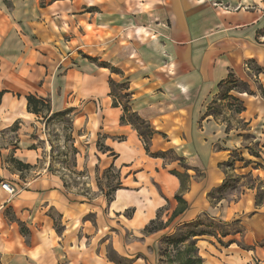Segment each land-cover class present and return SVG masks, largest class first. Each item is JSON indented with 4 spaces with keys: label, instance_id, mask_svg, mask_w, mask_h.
<instances>
[{
    "label": "crops",
    "instance_id": "1",
    "mask_svg": "<svg viewBox=\"0 0 264 264\" xmlns=\"http://www.w3.org/2000/svg\"><path fill=\"white\" fill-rule=\"evenodd\" d=\"M254 79L264 90V0H0V180L17 188L0 186V264H166L163 237L203 217L238 222L247 246L197 239L203 264H264V205L209 197L234 151L264 165V98L235 126L211 109ZM63 112L88 149L86 192L44 157L41 121Z\"/></svg>",
    "mask_w": 264,
    "mask_h": 264
},
{
    "label": "rangeland",
    "instance_id": "2",
    "mask_svg": "<svg viewBox=\"0 0 264 264\" xmlns=\"http://www.w3.org/2000/svg\"><path fill=\"white\" fill-rule=\"evenodd\" d=\"M142 30L147 33L145 29ZM253 81L251 84L244 81H231L223 87L212 106L214 116L229 126L241 124L240 119L237 118L238 112L246 110V106L250 107L256 94H260L264 98V91L259 81L256 79ZM41 122L43 123L42 133L46 136L45 148L47 151L44 156L46 160L51 163L54 171H58L66 177L69 186L74 191H89L91 182H95V179L89 175V169L86 167L75 168L76 151L82 149L83 156L87 161L89 153L83 143L84 139L81 137L82 131L77 132L74 129L73 116L70 114L53 115L46 119L45 115ZM76 124L79 126L78 123ZM248 137L251 139L250 136ZM250 153L254 156L258 155V147L253 146ZM248 158V155L234 151L228 161L222 164V168L227 173V184L224 189L216 192V196L237 201L243 198V194L248 193L251 195L250 198H253V204L261 206L264 205V170H262L264 165L260 160ZM256 169L261 170L255 172ZM103 181L105 182V180ZM244 199L248 198L244 197ZM251 209L252 207L248 210ZM191 230H196L198 233L203 231L206 234H214L212 237L218 242L221 238L224 243L235 242L241 247H247L244 243L245 232L238 222L225 223L203 217L196 223V227L180 228L174 235L169 236V239L164 240L161 249L164 255L163 261L166 264H169V260L176 258L178 250L185 252L190 245L189 242H179L174 245L171 241L181 240L182 236ZM204 237H210V235L200 236L197 239ZM223 237L226 239L224 240Z\"/></svg>",
    "mask_w": 264,
    "mask_h": 264
},
{
    "label": "trees",
    "instance_id": "3",
    "mask_svg": "<svg viewBox=\"0 0 264 264\" xmlns=\"http://www.w3.org/2000/svg\"><path fill=\"white\" fill-rule=\"evenodd\" d=\"M259 70L260 69H258V71ZM232 81H234V80H232ZM114 104H117L116 98L114 100ZM46 106H47V102L43 98H36L34 96L28 97V109L30 111H32L34 113H39ZM211 109H212V107H211ZM242 111H244V110H241L238 113H241ZM65 114H68V112H63V113L58 114V115H65ZM121 121L122 122H127V121L130 122L138 130L139 134L142 136V138L145 142L146 149L148 150L149 138L153 134V130L151 129L150 125L147 124L144 120H142L138 115L130 112V110L128 109L127 106L124 107V113L121 117ZM180 178H181L182 186L184 188L185 187V179L183 176H180ZM0 183H1V180H0ZM226 184H227V182H226V180H224V182L222 183L221 186H219L217 189L213 190L209 194V197L211 199H222V198H224L222 196H216V192L224 189L226 187ZM176 198L179 201V203L181 204V206H179L178 210L175 212L177 215V214L183 212L187 208V203L183 200L182 196H180V195H177ZM199 221L200 220L185 224V225L179 227L178 229L183 228V227H187V228L196 227V223ZM164 227H165V224L157 218L156 220L151 221V223L146 227V231L150 233V232H154V231L163 229ZM172 235H174V234H172ZM204 235L212 236L214 234H206L203 231H199V233H198V232H196V230H191L186 235H183L181 240L175 241V242L171 241L174 243V245L178 244L179 242L180 243L189 242L190 245L187 247L185 252L178 250L176 258L173 260L172 259L169 260V264H203V259L199 255V249L197 247V238L200 236H204ZM169 236H171V235H167V236L163 237L161 244H163L164 240L166 238H168ZM219 242L223 245L225 244L221 238H219ZM160 254H161V260L163 261L164 255H163L162 249H160Z\"/></svg>",
    "mask_w": 264,
    "mask_h": 264
},
{
    "label": "built area",
    "instance_id": "4",
    "mask_svg": "<svg viewBox=\"0 0 264 264\" xmlns=\"http://www.w3.org/2000/svg\"><path fill=\"white\" fill-rule=\"evenodd\" d=\"M0 186L11 195H15L17 193V188L8 182H1Z\"/></svg>",
    "mask_w": 264,
    "mask_h": 264
}]
</instances>
